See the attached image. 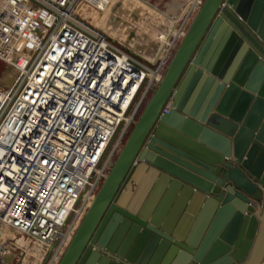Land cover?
<instances>
[{"label": "water", "instance_id": "obj_1", "mask_svg": "<svg viewBox=\"0 0 264 264\" xmlns=\"http://www.w3.org/2000/svg\"><path fill=\"white\" fill-rule=\"evenodd\" d=\"M58 264H264V0H204Z\"/></svg>", "mask_w": 264, "mask_h": 264}, {"label": "built area", "instance_id": "obj_2", "mask_svg": "<svg viewBox=\"0 0 264 264\" xmlns=\"http://www.w3.org/2000/svg\"><path fill=\"white\" fill-rule=\"evenodd\" d=\"M81 1L0 0L14 72L0 87V264L56 263L204 2L145 55L86 24Z\"/></svg>", "mask_w": 264, "mask_h": 264}, {"label": "rangeland", "instance_id": "obj_3", "mask_svg": "<svg viewBox=\"0 0 264 264\" xmlns=\"http://www.w3.org/2000/svg\"><path fill=\"white\" fill-rule=\"evenodd\" d=\"M111 1L112 0H105L104 4L102 5V9L99 8L101 10V13H102L103 9L105 7H107ZM139 1H141V2H138V4H136V7H135V3L133 4V2H129L128 4L125 5L126 10L124 12L121 10L118 15L115 16L113 14V17H111L112 20H114L117 24L118 22L121 21V15H120V14H122L121 12H123V14H127L130 11V16H131L132 20L126 25L127 27L129 26L128 28L126 27V29L129 32L131 31L130 32L131 35L128 34V36L130 38H132L133 40H136L138 38L136 34L141 33V29H140V28H142V27H140L141 24L146 23L148 26V36L146 35L145 37H147V38L157 37V35L160 34V32H162L165 29L163 26L165 23H167V21H172V20L175 21V19H180V20L183 19L184 20L185 16H187V14H188V11L190 8L189 6L193 3L195 4V6L197 5V0H192V1L191 0H139ZM142 3H144V4L147 3L149 6V9H147V8L145 9L143 7L144 5ZM195 6H193V7H195ZM127 8H129V9H127ZM196 10L197 9H195V11L191 14L192 16L189 18L187 26L189 25L191 19H193L195 17V15L197 14L198 10L197 11ZM88 18L90 20H92L91 17H89V15H88ZM86 22L88 24L91 23L88 20H86ZM137 24H139V25H137ZM137 28H139L140 30H138ZM106 34H107V32H106ZM128 36L126 35V37H128ZM109 37L112 38L110 35H109ZM126 37H123V38H124V40L127 41ZM112 39L115 40L114 38H112ZM143 40H144V37H143ZM115 41L124 49L128 48L132 52L144 53V51H142L141 47H137L138 48L137 49L134 46H132L131 43L130 44L125 43V42H122L119 40H115ZM144 43L146 45H148V43H146V42H144ZM137 46H138V44H137ZM140 49H141V51H140ZM146 53L147 54H145V55H149V52L146 51ZM146 57H148V56H146ZM10 72H11V68L5 66L3 63L0 62V87H4V86H7L8 84H10V82H7V77L9 76L8 74ZM11 73H13V72H11ZM145 106H144V108H145ZM144 108H143V110H144ZM143 110H142V112H143ZM142 112H141V114H142ZM141 114H140V116H141ZM139 118H138V120H139ZM128 138H129V136H128ZM128 138H126V140L124 141V143L121 147V150H122V148H123V146L126 143ZM117 158H118V156H116V159ZM116 159H115V161H116ZM89 208H90V206L88 207L87 211L89 210ZM87 211H85L84 215L82 216V218L80 220L81 222H82L83 218L85 217ZM81 222H80V224H81ZM80 224H79V226H80Z\"/></svg>", "mask_w": 264, "mask_h": 264}, {"label": "bare ground", "instance_id": "obj_4", "mask_svg": "<svg viewBox=\"0 0 264 264\" xmlns=\"http://www.w3.org/2000/svg\"><path fill=\"white\" fill-rule=\"evenodd\" d=\"M192 1V0H191ZM98 2V4H99V8H101L102 9V5L104 4V2H105V0H98L97 1ZM129 2H133V4L135 3V7H136V4H138V2H141V1H139V0H112L109 4H108V6L107 7H105L104 9H103V11H102V13H101V10L100 11H97V10H95L94 8H92L91 6L89 7V6H86L85 5V2L84 1H81L80 2V4H79V6H78V8L79 7H81V5H82V3H84L83 5H82V9H84V7H85V9L84 10H87V12L86 11H84V12H81V11H79L78 12V8H77V12H78V14L81 16V17H83V19H85V20H88V21H90L91 23L90 24H93L94 26L92 27V28H94L95 30L96 29H98V30H100V31H102L103 33H105L106 34V32H107V34H108V36L110 35L112 38H114L115 40H119V41H122V42H125V43H131V45L132 46H134L135 48H137V47H141V49H142V51H144V53L145 54H147L146 53V51L147 52H149V54H152V48H155V49H158V48H156L157 46H161V44H163L164 42H161L160 40V43H159V41L157 40V38L156 37H152V38H147V37H145L146 35L148 36V26H147V24L146 23H143V24H141L140 25V27H142V28H140L141 29V33H138V34H136L137 35V39L136 40H133L132 38H130L129 36H128V34H130L131 35V31L129 32L127 29H126V25L132 20L131 19V16H130V11L127 13V14H123V12L126 10V7H125V5L126 4H128ZM143 2V1H142ZM140 4V3H139ZM144 6V8L146 9H149V6H148V4L146 3V4H144V3H142ZM131 5V4H130ZM141 6V5H140ZM193 6H195V4L193 3V4H191L189 7V11L193 8ZM127 9H129V8H127ZM136 9V8H135ZM200 9V8H199ZM91 11L92 10V12H93V14H95L94 15V17L93 16H91V19L92 20H90L89 18H88V15H90V14H92V13H88V11ZM123 11V12H121L122 14H120L121 15V21L120 22H118L117 24H116V22L114 21V20H112V18L111 17H113V14L116 16V15H118L119 14V12L120 11ZM186 10V9H185ZM128 11V10H127ZM199 11V10H198ZM118 12V13H117ZM198 13V12H197ZM127 15V16H126ZM196 16V15H195ZM119 18V17H118ZM113 21V22H112ZM123 21V22H122ZM173 21V20H172ZM85 23L86 24H88L86 21H85ZM90 24H88L89 26H91ZM137 25H139V24H137ZM170 25V27H173L172 28V31H174L176 28H177V21L174 23V22H172V23H170L169 24ZM120 26V27H119ZM129 27V26H128ZM127 27V28H128ZM138 30H140L139 28H137ZM137 30V31H138ZM127 31V32H126ZM139 32V31H138ZM150 33V32H149ZM106 34V35H107ZM126 35L128 36V37H126ZM123 37H126V39H127V41L126 40H124V38ZM143 37H144V40H143ZM133 40V41H132ZM144 42H146V43H148V45H146ZM137 44H138V46H137ZM143 46V47H142ZM138 49V48H137ZM140 49V50H141ZM160 50V47H159V49L157 50V51H159ZM142 54V53H141ZM11 72H13L12 71V69H11ZM10 72V73H11ZM13 76H14V72L13 73H11ZM12 76V77H13ZM7 82H10V85H11V83H12V78H7ZM81 222V221H80ZM80 222H78V225L76 226V230H74V232L72 233V235L70 236V238L68 239V241H67V245L68 244H70V242H71V240H72V238L74 237V235L76 234V232H77V229L79 228V224H80ZM66 247H68V246H66ZM66 247H65V249H66ZM65 249H64V251H65ZM64 251H63V253H64ZM63 255V254H62ZM62 255L56 260V263L55 264H58L59 263V261H60V259H61V257H62Z\"/></svg>", "mask_w": 264, "mask_h": 264}, {"label": "crops", "instance_id": "obj_5", "mask_svg": "<svg viewBox=\"0 0 264 264\" xmlns=\"http://www.w3.org/2000/svg\"><path fill=\"white\" fill-rule=\"evenodd\" d=\"M83 1L85 2L86 6H89V7L91 6L95 10L99 11V4L97 2L98 0H83ZM83 4L84 3H82V5ZM82 5H81V7L78 8V12L79 11H81V12L86 11L87 12V10H84L85 7H84V9H82ZM88 13H92V14L89 15V17H91V16L94 17V15H95V14H93L92 10L91 11L89 10ZM83 20L86 21L85 19H83ZM170 23H172V21H167V23H165L163 27L170 26L169 25ZM90 25H91V27H93L92 24H90ZM8 75H9L7 77L8 79L9 78H13L12 77L13 75L11 73H9ZM8 85H10V84H8ZM157 181H158L157 180V176H155V177L154 176H150V174L146 170L143 171V173L141 174L140 178L137 179V183H135V182L132 183L133 191L130 193V196H129V199H128L130 201L129 204L131 205V204L135 203L136 205H138L140 207V206L146 205L147 202L149 203L150 202V198L152 197V195H151L152 191L154 190V188L156 186L155 182H157ZM144 186H147V189L143 191L141 188L144 187ZM157 202H158V205L161 203V199L159 197L157 198ZM172 209L173 208H171V211H172ZM171 211H170V213H171ZM202 211H203V209H201L199 215L194 217L190 232H192L196 228V226H197V224L199 222V218H200V216L202 214Z\"/></svg>", "mask_w": 264, "mask_h": 264}]
</instances>
